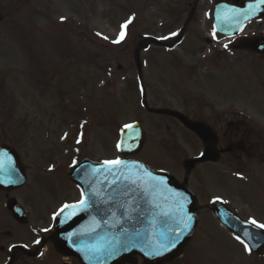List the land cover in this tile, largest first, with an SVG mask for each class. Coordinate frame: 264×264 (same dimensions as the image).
Segmentation results:
<instances>
[{
    "label": "rangeland",
    "instance_id": "1",
    "mask_svg": "<svg viewBox=\"0 0 264 264\" xmlns=\"http://www.w3.org/2000/svg\"><path fill=\"white\" fill-rule=\"evenodd\" d=\"M217 1L198 0L194 7L195 0H0L5 16L0 24V146L12 148L27 173H34L39 191L34 209L49 207L48 218L64 197L77 199V192L66 191L67 171L84 158L120 157V132L135 122L146 139L133 158L181 177L183 161L199 152L200 143L178 121L148 113L142 87L154 111H177L191 120L212 118L215 111L230 121L243 119L241 130H258L264 148V59L234 50L235 40L215 33ZM190 17L176 50L150 46L145 51L147 37L166 47L175 44ZM261 34L264 15L252 20L242 36ZM240 160L248 164L245 155ZM203 169L198 167V173ZM211 171L201 174L212 197L263 221L264 172L259 167L245 181L234 173L220 180ZM195 185L191 179L190 186ZM23 191L9 196L27 201ZM4 202L0 193V223L8 221ZM16 229L5 238L14 241ZM204 230L206 236L201 238L200 231L195 241L201 239L185 252L188 264H253L243 251L226 252L233 250L227 242L233 239L219 236L211 222ZM214 241L228 246L226 251L209 245ZM220 255L226 259L219 262ZM174 262L186 264L181 258Z\"/></svg>",
    "mask_w": 264,
    "mask_h": 264
},
{
    "label": "water",
    "instance_id": "2",
    "mask_svg": "<svg viewBox=\"0 0 264 264\" xmlns=\"http://www.w3.org/2000/svg\"><path fill=\"white\" fill-rule=\"evenodd\" d=\"M260 6L261 14L264 5L255 3L224 15L225 7L219 5L214 12L217 32L225 36L238 34ZM236 48L264 56V36L243 39ZM171 114L181 119L206 144L207 150L201 159L186 163L190 172L196 163L211 158L213 144L210 140L214 136L207 128L190 124L176 113ZM143 141L141 126H129L122 131L120 151L124 154L138 152ZM128 165L84 161L69 172L71 180L82 189L85 201L75 208L65 209L56 218L53 233L58 238L55 247L60 255L74 256L82 264H123L131 262L134 254H141L146 264H160L173 260L182 252L196 225V202L192 193L167 174L154 173L160 179L139 165ZM24 184L18 158L9 148L1 147L0 190L10 191ZM12 204L7 206L17 216ZM115 213H119L120 221L114 218ZM216 216L224 222L223 215L216 213ZM224 224L236 234L242 227L233 217ZM116 227L119 230L115 235ZM64 237L66 240H61Z\"/></svg>",
    "mask_w": 264,
    "mask_h": 264
},
{
    "label": "flooded vegetation",
    "instance_id": "3",
    "mask_svg": "<svg viewBox=\"0 0 264 264\" xmlns=\"http://www.w3.org/2000/svg\"><path fill=\"white\" fill-rule=\"evenodd\" d=\"M226 1L234 2V0ZM241 3L242 1L240 0L239 5ZM3 16L4 14L2 9L0 10V22L3 20ZM210 109H212V107H210ZM214 113L216 115L212 118L196 116L193 118V121L191 120L196 123H206L218 136L217 149L220 155L216 164H213L212 162L199 164L193 171V180L196 183L194 190L197 192L196 194L198 195L199 201L205 200V202H208L212 197L211 194H209L203 187L205 174L201 173H212L211 170H215L214 173H222L220 172V169L229 168L233 165L232 161H237L238 157V164L243 173H257L256 169L258 167L261 172H264V148H262L260 138H254L252 136V131L249 129L242 131L240 126L242 121L239 120L236 123L231 122L229 118H222L220 116L221 113L216 111ZM196 139L201 144V151L204 152V145L198 138ZM239 146L242 148L239 149ZM237 151H240L239 155H236ZM198 155L196 157H198ZM244 155L248 164H246L245 161L242 163L240 160ZM201 166H203L204 169L202 172L198 173L197 168ZM194 172L197 175L194 176ZM26 177L27 181H29L31 185L28 189H26V191H23L27 201H24L22 198V201H20L22 203V208L26 211L27 221L25 225H21L14 221L11 217L8 219L9 222L2 220L0 223L1 236L4 237L6 234H9L10 231L12 232L14 230V226H17V236L14 238V241L8 239L5 240V238L0 239V254L6 257V263H8L10 258L13 257V264H77L73 258H68L67 261L62 263L60 262L61 260L55 256L56 254L53 251L51 241L52 235L49 229L46 228L48 218L45 216L47 210L41 204L34 209V193L37 191V189H34V173H26ZM5 197H8V195L5 194ZM39 206H41V209H39ZM201 208H206V205H202ZM262 220L264 221V219ZM208 223L209 221L204 222L202 227H205ZM20 229H23V231H20ZM225 232L231 235L227 231ZM232 239V242L227 241L226 239L225 240L228 244H230V246H232L233 250L226 251V249H221L222 252L226 251L231 253L243 251L247 254L248 259L252 260L251 262H253V264H264V258L256 256L250 250H246L243 243L234 238ZM213 257V254L208 256L210 260L213 259ZM219 258V262L226 259L223 255H220Z\"/></svg>",
    "mask_w": 264,
    "mask_h": 264
},
{
    "label": "snow or ice",
    "instance_id": "4",
    "mask_svg": "<svg viewBox=\"0 0 264 264\" xmlns=\"http://www.w3.org/2000/svg\"><path fill=\"white\" fill-rule=\"evenodd\" d=\"M260 2H261V3H264V0H260ZM129 22H130V21H129ZM122 27H126V25H125V26H122ZM98 35H99V34H98ZM123 36H124V33L121 32V36H120V38L122 39ZM105 39H107V38L105 37ZM114 42H118V41H114ZM118 147H119V145H118ZM107 163L112 164V165H116V164H119V163H121V162H119V161H109V162H107ZM65 207H69V206H65ZM251 223H252L253 225L259 227V228H264V224H258L255 220H252ZM237 239L239 240V237H237ZM240 242L244 244L246 250H249L248 245H247L244 241L241 240Z\"/></svg>",
    "mask_w": 264,
    "mask_h": 264
}]
</instances>
